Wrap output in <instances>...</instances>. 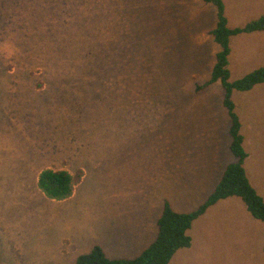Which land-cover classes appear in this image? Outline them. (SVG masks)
Returning a JSON list of instances; mask_svg holds the SVG:
<instances>
[{
  "label": "rangeland",
  "instance_id": "rangeland-1",
  "mask_svg": "<svg viewBox=\"0 0 264 264\" xmlns=\"http://www.w3.org/2000/svg\"><path fill=\"white\" fill-rule=\"evenodd\" d=\"M222 1L229 27L264 13ZM215 19L203 0H0V264H75L96 244L133 258L164 199L204 201L233 160L221 84L194 91L219 50ZM258 36L231 38L230 80L264 66ZM231 99L264 200V83ZM59 164L83 174L56 200L34 171ZM263 230L239 198L219 200L168 264H264Z\"/></svg>",
  "mask_w": 264,
  "mask_h": 264
},
{
  "label": "trees",
  "instance_id": "trees-1",
  "mask_svg": "<svg viewBox=\"0 0 264 264\" xmlns=\"http://www.w3.org/2000/svg\"><path fill=\"white\" fill-rule=\"evenodd\" d=\"M203 2L215 8V26L208 33L218 44L219 50L215 55L210 77L203 83H195L194 91L205 89L217 81L221 84L224 90L222 104L230 119L229 150L233 160L226 164L213 190L196 208L184 212L176 211L169 200L164 199L162 211L156 219L155 237L135 257L111 258L105 254L100 245L96 244L87 253L78 255L75 264H168L176 250L190 246L191 237L187 234V230L192 222L218 200L231 196L239 197L251 216L264 223V200L250 184L245 173L243 164L247 152L243 148L241 123L234 111V102L231 99L233 90L246 91L256 84L264 83V66H259L234 80L229 79L230 72L227 67L231 37L241 33L263 31L264 13L241 26L229 27L222 0H203ZM82 174L81 169L70 173L65 169L46 168L39 172L37 185L47 197L61 200L72 194Z\"/></svg>",
  "mask_w": 264,
  "mask_h": 264
},
{
  "label": "crops",
  "instance_id": "crops-1",
  "mask_svg": "<svg viewBox=\"0 0 264 264\" xmlns=\"http://www.w3.org/2000/svg\"><path fill=\"white\" fill-rule=\"evenodd\" d=\"M250 33H253V32H250ZM254 33H256V34L259 35L258 38H262V37L264 38V30H263V31H256V32H254ZM231 38H232V37H231ZM230 40H231V39H230ZM260 152H261V151H260ZM46 168H50V169H65V170L69 171L67 167L62 166V165H60V164L57 165V166L52 165V166H44V167H40L36 172L34 171V176L36 177V181H35L36 183H37V178H38V174H39V172H40L41 170H43V169H46ZM77 170H78V169H77ZM69 172L73 173V171H71V170H70ZM233 197H235V196L227 197V198L220 199V200H221V201H226V200H230V199H232ZM235 198H239V197H235ZM239 199H240V198H239ZM240 200H241V199H240ZM218 201H219V200H218ZM218 201H217V202H218ZM241 201H242V200H241ZM242 203H243V202H242ZM214 204H215V203H214ZM214 204H213V205H214ZM243 204H244V203H243ZM211 206H212V205H211ZM244 206H245V205H244ZM208 208H209V207H208ZM208 208H207V209H208ZM245 208H246V207H245ZM207 209H206V210H207ZM161 211H162V210H161ZM205 212H206V211H205ZM205 212H204V213H205ZM248 212H249V211H248ZM160 213H161V212H160ZM160 213H159V215H160ZM204 213H203V214H204ZM159 215H158V216H159ZM158 216H157V217H158ZM200 216H201V215H200ZM240 230H242V227L240 228ZM263 232H264V230H263ZM133 237H134V236H133ZM133 237L130 238L129 240H130V241L134 240L135 242L139 243L140 238H139V239H138V238H134V239H133ZM154 237H155V236H154ZM153 239H154V238H153ZM262 241H263V237H262ZM262 246H263V244H262ZM263 250H264V248H263ZM138 254H139V253H138ZM138 254H137V255H138ZM134 257H135V256H134Z\"/></svg>",
  "mask_w": 264,
  "mask_h": 264
}]
</instances>
